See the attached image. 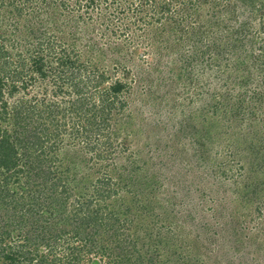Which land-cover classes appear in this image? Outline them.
Listing matches in <instances>:
<instances>
[{
    "label": "rangeland",
    "instance_id": "374dc122",
    "mask_svg": "<svg viewBox=\"0 0 264 264\" xmlns=\"http://www.w3.org/2000/svg\"><path fill=\"white\" fill-rule=\"evenodd\" d=\"M116 1L91 7L87 0H0V48L16 64L29 65V56L46 53L50 41L55 56L73 48L111 81L128 84V124L102 165L89 161L99 149L87 155L62 146L51 155L72 190L64 217L70 221L77 197L94 191L79 179L89 177L94 186L114 171L125 186L113 179V197L93 199L105 214L117 210L121 221L131 209L128 222L150 227L161 255L178 250L170 264H264V0ZM142 2V11H134ZM157 3L169 5L162 21V12L152 11ZM0 216L7 225L9 214ZM128 222L122 232L135 240ZM27 223L1 246L18 250L30 243ZM72 228L53 255L39 244L33 264L42 256L56 264L78 256L76 264H90L95 253L87 252L108 246L106 233L81 242ZM114 260L106 255L102 262Z\"/></svg>",
    "mask_w": 264,
    "mask_h": 264
},
{
    "label": "trees",
    "instance_id": "16d2710c",
    "mask_svg": "<svg viewBox=\"0 0 264 264\" xmlns=\"http://www.w3.org/2000/svg\"><path fill=\"white\" fill-rule=\"evenodd\" d=\"M119 1L123 0L115 3ZM87 2L93 7L97 0ZM144 6L142 2L136 5L134 11H142ZM153 7L154 13L156 10L162 12L163 16L157 18L162 21L169 5L157 3ZM48 44L46 49L50 51L31 54L29 65L25 62L16 64L0 48V212L9 214L10 218L7 225H0L1 258L5 264H20L21 261L33 264L37 258L33 254H38L41 244H45L49 255H53L55 247L59 245L57 241L68 234L66 227L71 226L74 237L81 242L90 238L96 240L100 233H106L108 246L87 252L88 256L95 253V256L88 258L90 264H103L102 260L106 255L111 260L116 257L112 264H170L171 260L177 261L180 257L177 249H167L166 256H163L158 249L152 247L155 242L150 227L137 224L138 221L128 222L131 216L127 213L131 209L126 211L125 216L128 218L121 221L117 210L105 214L101 205L94 200L98 197H113L110 192L114 185L111 182L113 179L118 178L117 185L119 183L122 187L125 186V182L117 177L118 172L115 174L113 171L114 177L108 175L107 179H98L94 186L89 177L79 179L84 188L92 187L91 190L94 191L88 199L80 200L81 197H77L78 202L73 206L70 221L64 217L72 190L68 188L64 177L58 176L61 172L53 169L52 156L63 147L78 148L87 155L99 149L89 161H94V167L102 165L112 141L119 137L124 123L128 124V84L119 80L111 81L97 66L82 61L75 49H63L57 57L53 42L49 41ZM41 94L43 97L40 99ZM66 134L67 142L75 141L73 146L64 143L66 140L63 136ZM99 143L101 145L97 146ZM127 178L133 179L132 175ZM134 186L138 187L139 181L136 180ZM118 199L120 198L114 201L115 206ZM162 201L161 198L159 202ZM169 208L168 204L165 214ZM142 215L138 216L143 218ZM26 217L29 219L26 220ZM50 220L54 223L49 224ZM31 221L32 227L27 231L29 236L25 240L30 243L33 240L35 244L31 245L34 244V251L31 250L30 243L18 250L16 247L14 250L13 246H9L10 250L1 246L7 236H12L19 229L23 231L27 222ZM111 221H118L123 226L114 227L110 224ZM126 222L132 224L131 232L136 236L135 240L129 238L130 233L123 234ZM8 226L13 229L7 230ZM57 226L65 228L59 230ZM138 242H141L139 248L136 245ZM23 247L28 249L24 251ZM40 258L41 264H56V258ZM72 260L69 263L76 264L80 258L77 256Z\"/></svg>",
    "mask_w": 264,
    "mask_h": 264
}]
</instances>
